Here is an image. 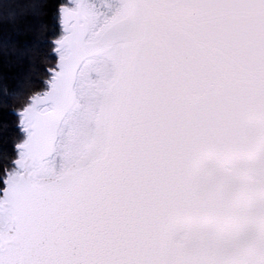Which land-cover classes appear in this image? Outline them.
<instances>
[{
    "label": "snow or ice",
    "instance_id": "obj_1",
    "mask_svg": "<svg viewBox=\"0 0 264 264\" xmlns=\"http://www.w3.org/2000/svg\"><path fill=\"white\" fill-rule=\"evenodd\" d=\"M42 8L0 40V264H264V0H0Z\"/></svg>",
    "mask_w": 264,
    "mask_h": 264
},
{
    "label": "trees",
    "instance_id": "obj_2",
    "mask_svg": "<svg viewBox=\"0 0 264 264\" xmlns=\"http://www.w3.org/2000/svg\"><path fill=\"white\" fill-rule=\"evenodd\" d=\"M50 6L49 4L48 7ZM6 15L7 10H0V40L5 37H11L14 40L23 42L30 41L34 37L43 39L46 35L47 30H42L39 27V21L47 20L50 16L49 11L42 8L38 13L34 14L29 10L24 14L23 18L16 20L14 24L5 19ZM2 52H9L11 55L0 54V79H6L9 88L19 83L21 91L36 87L27 82V77L24 76V73L27 71L31 75V70L28 69L26 60H18L16 58V49L14 47L4 49L0 45V53ZM2 95L0 93V99H2ZM17 106L18 101L15 99H12L7 105L0 103V122L8 121L14 125L17 118L11 114V110ZM13 138H15V134H13Z\"/></svg>",
    "mask_w": 264,
    "mask_h": 264
}]
</instances>
